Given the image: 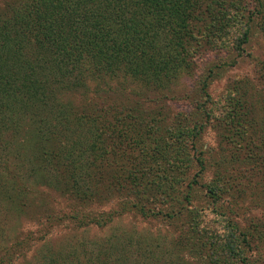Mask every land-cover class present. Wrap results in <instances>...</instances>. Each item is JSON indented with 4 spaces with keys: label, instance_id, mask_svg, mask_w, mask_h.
<instances>
[{
    "label": "trees",
    "instance_id": "obj_1",
    "mask_svg": "<svg viewBox=\"0 0 264 264\" xmlns=\"http://www.w3.org/2000/svg\"><path fill=\"white\" fill-rule=\"evenodd\" d=\"M254 30L264 37V0H4L0 240L10 225L34 223L45 235L25 244L48 235L52 249L33 264H263L254 257L263 233L223 175H264V75L235 80L220 103L208 78L181 96L177 87L208 51L238 54L224 67L244 60ZM180 101L187 110L174 109ZM213 127L218 147L205 149ZM246 150L261 152L257 169ZM207 168L216 177L202 183ZM114 196L117 209L82 214ZM61 199L76 203L72 212ZM129 213L146 228L169 223V256L157 240L147 247L150 235L136 248L126 232L51 236L68 221L74 233L103 232L104 220ZM13 243L3 263L27 249Z\"/></svg>",
    "mask_w": 264,
    "mask_h": 264
},
{
    "label": "rangeland",
    "instance_id": "obj_2",
    "mask_svg": "<svg viewBox=\"0 0 264 264\" xmlns=\"http://www.w3.org/2000/svg\"><path fill=\"white\" fill-rule=\"evenodd\" d=\"M3 2L4 0H0V5ZM257 31H259V29ZM257 31H253L251 41L245 47V59H239L237 62L238 64H235V66L224 67V63H229L231 65L232 62L237 60V53L228 56L227 51L226 53L208 51L207 53L203 54L202 58L200 59V65L198 68H196V71H194L190 76L184 77L181 82H178L177 87L179 95H182L181 92L186 93L194 89L197 83L200 82L203 77V79L208 78L209 81H211L208 88L210 96L220 103L222 101V97L225 96V94L229 91V88L233 85L232 83L235 82V80L242 78H247L249 80L263 78L262 75H264V37L260 32L258 33ZM173 106L174 109L187 110V106L183 101L174 102ZM217 131L218 130L214 127L213 129L209 128L207 134L202 139V145H205V149L211 148L215 150V148L218 147L220 137L218 136ZM246 151L249 153V155L253 154L252 160L254 163L251 164V167H253V169H257L258 164H256L255 158H259L260 160L261 152L257 150L255 152H251L249 150ZM245 155L246 154L243 152V156ZM212 170L210 168H207V170L201 175V177H203L200 179L202 183H209V181L215 179L216 174L213 168ZM237 172L240 175H223V181L228 183L227 187L230 190V195L232 199L237 198L240 200L242 198H245L248 200L247 202H244V204L247 206L246 209L251 208V212L248 218L249 220L254 221L252 222L255 223L254 226L258 227L257 234H259V231H261L260 233H263V239H261L260 242L254 244V247H259V251H263V254L261 255V257H259L255 253L254 257L260 258L261 260L257 262L264 264V229H260L261 227L257 224V221H259V224L264 225V175L263 173L258 174L257 172L245 171L244 169ZM191 174L194 175L195 172H191ZM54 197L57 198V196ZM118 197L119 196H114V201L106 205H95V207H86V210H84L86 213L82 212V214H91V212H96L95 214H101L107 213L113 208L117 209L120 206L119 202H116ZM62 200L63 199H61V202L59 201L58 204L62 208L63 212L70 213L72 212L71 210L76 207V203L74 204L71 201L67 200L62 202ZM251 200H255V203L252 206L249 205V202ZM241 213H244V210H241ZM140 217L141 216H138L136 218L132 213H129L123 218L116 217L114 220H112L111 218L108 221L104 220V222L108 223V227L103 232L99 229H96V231L89 230L87 232H83L82 229L77 230L74 233L71 231V227H74V224L72 225V222L68 221L66 223L67 229H65L63 233L62 231L58 230L53 232V234L51 232L49 233H51L53 239L56 238L60 241H62L61 237H63V241H70L72 239L76 241L78 239H81V236L87 237L88 239L95 241V239H104L112 233H115V235L118 234L119 236L120 234L123 235L126 232L129 234L128 236L131 235L130 237L134 242L132 243L133 247L131 248H136L142 241L147 240L140 239H143L145 236L150 235L151 241L146 242L147 247H153L154 244H157L155 243V241L157 240L160 245L159 250L164 251L165 254L168 255L167 250L172 249L173 240L176 236L174 232H172L169 223H164L162 221V224H160L159 226L154 225L153 227L146 228L149 225L140 223ZM133 223H136V230H134V228L132 229ZM137 223L140 226H137ZM36 227L37 226L34 223L32 224L30 222H25L23 223V226L20 228V230L17 229L16 231H14V229L10 225L11 230H7L4 234V237H1L0 240V264H33L39 261V258L42 257V254L44 255L46 252L48 253V251L52 249L48 248V240L51 238L48 235L42 238L39 242H34L33 247H29V245L25 244V241L30 240V237L28 235H31L32 232H34L35 237L39 239L45 235L44 232L39 235ZM116 229L121 230L119 232H114V230ZM130 231H132L133 233H130ZM15 238H17L19 246L24 244V249H27L25 253L21 254L16 259H13L12 262L10 260L9 263H3V261L6 260L5 258H7V252H9V248L13 247V240ZM121 247L128 248V245H122Z\"/></svg>",
    "mask_w": 264,
    "mask_h": 264
}]
</instances>
